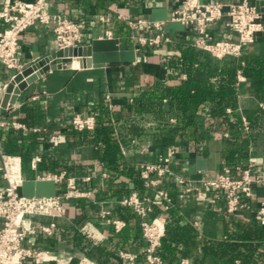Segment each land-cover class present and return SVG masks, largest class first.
<instances>
[{"label": "crops", "instance_id": "1", "mask_svg": "<svg viewBox=\"0 0 264 264\" xmlns=\"http://www.w3.org/2000/svg\"><path fill=\"white\" fill-rule=\"evenodd\" d=\"M11 0H0V8ZM31 1V0H27ZM209 1V0H205ZM225 9L229 3L241 0H221ZM184 0H49L51 12L62 13L83 23L84 39L82 45L89 44L93 38L104 37L107 31L117 36L137 50V60L128 63H108L104 66H82L86 63L78 57L63 63L61 67L48 70L41 77L28 83L19 93L12 111L3 113L7 124L0 126V187L8 180L2 168V155H13L18 160V168L23 177L36 178L48 173H64L57 182V193L63 194L68 189L72 194L76 189L82 195L62 197L63 211L59 216L34 215L27 222L34 225L55 221L52 233L37 231L27 235L24 244L43 253L44 257L36 260L28 257L23 264H70L74 259L79 264H146V239L143 236L140 217L121 210L120 200L135 190L133 178L126 169L140 166L145 162L158 160L166 152L168 145L178 148L170 167L173 174H165L162 182L151 190L156 195L157 188L169 192L171 208L163 206L160 213L172 214V220L181 225L190 226L188 240L176 246L179 250L187 249L188 254L178 252V258L171 264H179L182 258H189L193 264H225V259L211 252H205L204 246H219L221 249L228 241L239 239L244 228L254 218L253 210H241L230 213L227 210L226 197L216 190H209L205 197L195 193H186L177 181V175H183L194 183L199 182L197 175L213 177L224 166L231 168L236 177L252 175L259 177L254 184L251 202L256 205L264 200V120L262 125L250 128V120L258 107L264 108V101L252 91L247 77L238 72V113L244 123V132L227 144L230 133L225 124L216 123L208 129L203 141H196L193 135L182 134L169 140L156 141L149 134L133 138L129 145L121 143L123 161L118 169L108 168L99 160L100 147L88 140H82L79 133H73L72 118L75 114H96L97 106H108L109 117L115 122V115L124 117L142 116L136 112L134 97L142 90L154 88L158 80L167 79L170 69L166 58L176 53L175 42L193 41L194 32L189 28L175 29L172 39L164 29L162 34L169 40L162 39L156 44H145L141 37L159 32L154 21L146 18L154 7H166L169 17L181 7ZM146 19V23H138ZM131 21L138 23L131 24ZM4 23L0 22V29ZM216 35L237 39L238 34L219 20L212 25ZM59 49L51 24L36 23L30 25L21 35L18 45V57L25 68ZM250 55L264 54V32L249 44ZM79 62L75 64V62ZM14 70L7 69L0 62V85L7 87L12 81ZM178 75V71L175 72ZM166 100V99H165ZM231 107L227 111H231ZM143 123L152 127L156 123L153 114L142 116ZM207 126L211 119L206 115ZM177 121L176 113L170 116ZM16 121L22 125L13 124ZM11 130H22L26 139L29 132L42 133L41 139L33 147V155L24 162L21 154L5 149V140ZM80 130V129H79ZM90 130V129H88ZM93 129L90 130V132ZM90 135V134H89ZM229 148H237L240 161L228 162L225 158ZM25 151V149H24ZM41 156L36 168L32 159ZM205 158L206 168L201 170L202 162L197 157ZM71 168L68 170V167ZM156 176V173H153ZM75 184L73 188L71 185ZM130 190V191H129ZM109 217L126 221L125 226L116 231L112 223L107 222L104 212ZM159 213V214H160ZM152 217V213H150ZM3 224L0 218V226ZM264 250V242L259 246ZM241 250H245L241 246ZM122 251L135 255L128 259ZM257 260L259 259L256 257ZM258 261L261 262V259ZM232 264H242L236 258Z\"/></svg>", "mask_w": 264, "mask_h": 264}, {"label": "built area", "instance_id": "2", "mask_svg": "<svg viewBox=\"0 0 264 264\" xmlns=\"http://www.w3.org/2000/svg\"><path fill=\"white\" fill-rule=\"evenodd\" d=\"M49 0H11L0 8V22L4 27L0 29V62L7 69L14 70L15 74L24 67L19 61L18 45L22 33L36 23L51 24L55 33L59 48L82 45L84 39L83 23L62 13L51 12L48 6ZM169 19L181 21L186 28L193 30L194 38L192 44L209 51L213 56L222 58L224 56L238 57L243 48L253 43L259 33L264 32V5L257 9L251 0L231 2L225 9V3L221 0H209L203 3L200 0H184L181 7L177 8ZM224 20L225 25L231 31L238 34L237 39L216 38L212 31V25ZM146 19H140L138 23H146ZM131 21V24L136 25ZM160 30L154 35L141 37L145 44L159 43L163 38L162 30L165 21H154ZM113 36L107 31L104 37ZM164 39L169 40V37ZM241 72V71H240ZM5 87L0 85V126L8 123L1 112V102ZM9 107V106H8ZM14 107H9V112ZM16 126L22 125L13 121ZM72 125L80 130L94 129L96 125L95 114L77 113L72 118ZM178 148L170 144L166 152L159 154L158 160L145 162L140 165L141 175L149 187H155L162 182L165 174H173L170 163L177 154ZM2 155V168L8 183L0 187V218L3 224L0 226V264H23L28 257L40 260L43 253L31 249L24 244L28 234L41 231L52 233L56 222L40 223L34 225L27 222L34 215L59 216L63 211L62 197L82 195L76 189L72 194L68 189L63 194L56 193L50 196H26L18 193V186L22 184L23 177L18 168V160L13 155ZM41 160L40 155L32 159V166L37 167ZM156 173V176H153ZM64 173H48L36 178H53L56 183L64 178ZM259 177L252 175L236 177L232 174L229 166H224L222 171L213 177L201 178L194 183L191 179L177 175V181L182 185L184 192L195 193L198 197H205L209 190H216L226 197L227 210L235 213L241 210H253L254 218L264 224V200L254 205L251 198L254 195V184ZM73 188L75 184L71 185ZM156 195L165 201V209L171 208L169 192L165 188H157ZM120 202L132 207L140 217V225L147 245L144 250L146 264H163V259L158 253L162 245V239L166 231L167 216L160 213L150 216L153 211L152 197L150 195L140 196L137 191L123 197ZM109 211L103 213L107 222L112 223L116 231L121 230L126 221L120 218L107 216ZM122 256L128 259L135 255L122 251ZM179 264H193L189 258H182Z\"/></svg>", "mask_w": 264, "mask_h": 264}, {"label": "trees", "instance_id": "3", "mask_svg": "<svg viewBox=\"0 0 264 264\" xmlns=\"http://www.w3.org/2000/svg\"><path fill=\"white\" fill-rule=\"evenodd\" d=\"M214 35L216 38H227L224 35ZM174 46L177 52L166 58L170 69L169 77L158 80L154 88L142 90L134 97L138 114L155 115L157 121L154 126L147 127L142 116L137 115L124 117L116 114L114 122L109 117L108 106L105 104L97 106L96 125L91 132L72 126V132L79 133L82 140L99 145V160L104 166L118 169L123 161L121 143L129 145L133 138H141L147 134L159 142L182 134L193 135L196 141H203L206 131L218 123L227 127L230 136L226 141L227 144H232L238 135L243 134L245 127L237 111L239 70L247 77L253 93L264 101V54L250 55L248 46H245L238 57L228 55L219 58L207 50L195 47L192 41L175 42ZM176 71L178 75L175 74ZM228 107L232 109L230 112L227 111ZM174 112L177 116L176 122L170 120ZM254 114L249 123L251 130L263 124L264 108L258 107ZM206 115L211 119L218 118V121H209L207 126ZM41 135L42 133L31 131L28 133V140L22 130H11L5 140V149L21 154L26 163L32 157L33 147L39 142ZM237 151V148H229L226 160L240 161L242 156ZM70 168L69 166L68 170ZM126 171L134 181L130 190L137 191L140 196L150 195L153 205L151 213L153 216L159 214L165 201L146 185L141 175V167L130 166ZM122 209L139 216L132 207L123 205ZM171 218L172 214H169L162 245L158 249L163 264L173 263L178 258V252L188 254L186 248L179 250L176 245L188 240L190 226L181 225ZM238 236L242 241L224 242L222 249V243L212 247L205 245L204 250L224 258L225 264H232L236 258H240L242 264H264V250L258 249L264 242V224L253 218ZM241 246L245 250H241ZM70 264L79 263L74 259Z\"/></svg>", "mask_w": 264, "mask_h": 264}, {"label": "water", "instance_id": "4", "mask_svg": "<svg viewBox=\"0 0 264 264\" xmlns=\"http://www.w3.org/2000/svg\"><path fill=\"white\" fill-rule=\"evenodd\" d=\"M257 9H261L264 0H251ZM201 3L205 0H200ZM146 18L151 21H165L164 29L173 39L175 29L184 30L186 27L181 21L169 19L166 7H154ZM74 57L85 60L82 66L100 67L108 63H128L137 60V50L121 41L117 36L96 37L89 44L59 48L50 55L26 66L17 72L13 80L7 85L1 102V112L9 111V104H14L19 93L28 83L41 77L48 70L61 67L63 63L73 61ZM202 162L201 170L206 168L205 158L197 157ZM198 179L203 178V173L197 175ZM20 195L26 196H50L57 193V183L53 178H25L17 188Z\"/></svg>", "mask_w": 264, "mask_h": 264}, {"label": "rangeland", "instance_id": "5", "mask_svg": "<svg viewBox=\"0 0 264 264\" xmlns=\"http://www.w3.org/2000/svg\"><path fill=\"white\" fill-rule=\"evenodd\" d=\"M78 63H79V62H77V61L75 62V64H78Z\"/></svg>", "mask_w": 264, "mask_h": 264}]
</instances>
